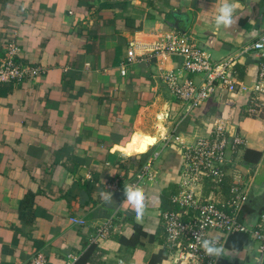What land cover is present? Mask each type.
<instances>
[{
    "label": "crops",
    "instance_id": "0c3cea01",
    "mask_svg": "<svg viewBox=\"0 0 264 264\" xmlns=\"http://www.w3.org/2000/svg\"><path fill=\"white\" fill-rule=\"evenodd\" d=\"M223 2L0 0V58L14 41L20 61L44 70L17 86L0 84V264H31L36 254L50 264H151L164 254L155 264H171L160 226L161 196L175 191L179 144L208 135L218 119L246 141L231 156L235 169L229 173L248 189L246 223L258 220L264 209V110L259 118L239 119L258 79L255 55L240 52L264 32V0H238L239 24L227 31L213 23ZM176 30L192 36L214 62L235 57L246 90L187 113L163 80L181 66L180 58L160 50L164 36ZM130 49L134 56L127 62ZM253 153L261 154L257 163ZM146 166L137 189L146 208L137 220L123 191ZM107 191L113 202H104ZM103 227L107 236L95 241ZM91 247L96 250L88 253ZM239 264H253L252 255L245 250Z\"/></svg>",
    "mask_w": 264,
    "mask_h": 264
},
{
    "label": "built area",
    "instance_id": "2783aa9c",
    "mask_svg": "<svg viewBox=\"0 0 264 264\" xmlns=\"http://www.w3.org/2000/svg\"><path fill=\"white\" fill-rule=\"evenodd\" d=\"M160 50L181 59V66L168 72L163 80L170 95L186 106L187 113L217 96L246 90L238 81L235 57L214 62L187 33L177 30L167 33ZM248 52L256 57L258 79L239 108V119L259 118L264 110V32L242 47L240 55ZM133 56L134 52L130 49L127 62H131ZM19 58L18 46L10 41L0 58V84L17 86L44 73L40 67L23 63ZM120 73L125 76L126 69L122 67ZM245 144L239 132H229L223 119L214 121L208 135L197 136L190 144H179L181 164L178 182L169 198L171 209L163 211L160 218V226L170 249L166 260L171 264H216L218 257L209 256L202 247V241L212 240L221 246L232 233L246 234L248 244L245 250L252 255L253 264H264V209L258 220L249 226L244 212L248 189L240 179L229 173L231 168L235 169L231 156L240 152ZM149 149L150 146L142 154ZM157 157L158 154H155L154 158ZM148 169L146 166L140 170L128 188L137 190ZM70 220L73 224L85 225L82 219ZM213 233L217 236L211 235ZM107 234L108 228H100L94 240ZM31 264L50 263L41 254H36Z\"/></svg>",
    "mask_w": 264,
    "mask_h": 264
},
{
    "label": "clouds",
    "instance_id": "9594fccd",
    "mask_svg": "<svg viewBox=\"0 0 264 264\" xmlns=\"http://www.w3.org/2000/svg\"><path fill=\"white\" fill-rule=\"evenodd\" d=\"M240 4L238 0H224L221 6L216 10L213 23L216 28H222L227 31L233 29L239 24L240 16L238 9ZM105 203L113 202L112 193L107 191L101 193ZM145 194L141 190L128 188L123 191V202L133 212L137 220L142 219L145 214ZM202 247L209 256L219 257L223 253V247L218 242L212 240H203Z\"/></svg>",
    "mask_w": 264,
    "mask_h": 264
},
{
    "label": "trees",
    "instance_id": "16d2710c",
    "mask_svg": "<svg viewBox=\"0 0 264 264\" xmlns=\"http://www.w3.org/2000/svg\"><path fill=\"white\" fill-rule=\"evenodd\" d=\"M238 72L240 76L243 75V72H241V70L238 69ZM209 111L214 112L215 108H211ZM249 154H251V152L249 150H246L245 160L248 163L251 162V159L249 158ZM253 155H254L253 163H257L261 157V154L253 153ZM172 191L173 190L171 189L170 193ZM161 208H162V211L171 209V204L168 198V192H164L161 196ZM247 244H248V237L246 234H243V233L230 234L227 237L225 244L223 246V253L217 259L216 264H239V261L244 260V257H245L244 249L247 246ZM95 250H96L95 248L91 247L88 253H92ZM93 257L96 259L99 257V255H96V253L94 252ZM163 258H164V254H160L156 257H153L151 259V264H155L157 261H161ZM90 263H92L91 260H90Z\"/></svg>",
    "mask_w": 264,
    "mask_h": 264
},
{
    "label": "bare ground",
    "instance_id": "6f19581e",
    "mask_svg": "<svg viewBox=\"0 0 264 264\" xmlns=\"http://www.w3.org/2000/svg\"><path fill=\"white\" fill-rule=\"evenodd\" d=\"M159 129H161V126L159 127Z\"/></svg>",
    "mask_w": 264,
    "mask_h": 264
},
{
    "label": "rangeland",
    "instance_id": "374dc122",
    "mask_svg": "<svg viewBox=\"0 0 264 264\" xmlns=\"http://www.w3.org/2000/svg\"><path fill=\"white\" fill-rule=\"evenodd\" d=\"M252 219H254V216L252 217Z\"/></svg>",
    "mask_w": 264,
    "mask_h": 264
}]
</instances>
